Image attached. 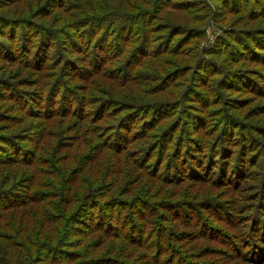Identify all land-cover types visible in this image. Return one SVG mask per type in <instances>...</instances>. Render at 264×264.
Segmentation results:
<instances>
[{"label":"trees","instance_id":"trees-1","mask_svg":"<svg viewBox=\"0 0 264 264\" xmlns=\"http://www.w3.org/2000/svg\"><path fill=\"white\" fill-rule=\"evenodd\" d=\"M22 1L0 0V5L4 8L0 13V61L8 60L23 65L26 62L22 59H26L28 64L36 67L35 65H42L44 61L42 52L47 54L53 51L52 46L55 45L57 52L54 53V61L58 60L63 74H75L76 79L83 76L82 72H89L96 76H110L109 78L119 83L132 82L140 76L142 79L136 81L151 79L156 82L155 87L158 89L172 88L169 93L175 98L139 103L126 100L112 107L117 103L113 99L87 98L78 90V85L75 88L74 84L67 81L70 76L66 77V83L61 80L54 85L51 82L46 83L39 96L40 103L35 105L42 120L55 117L74 118L80 122L87 120L88 125L89 122L94 123L97 144L104 143L105 147L96 148V161L92 163L93 170L89 172L81 163L84 154L82 148L87 147L90 150L92 145L88 135L85 132L80 133L74 151L70 150L69 157L63 159L61 164L48 167L49 171L44 166L43 157H37V152L31 147H23L22 143L11 141L9 137L1 140L0 264H61L68 257L71 258V254L63 256L61 251H64L68 244V235L77 229L76 226H80L78 223H82L80 215L87 213V207L94 208V212L98 213L95 207L103 205L106 200H119L114 199L115 193L104 194L109 185L108 177L115 172V169L109 167L116 162L113 163L108 158L114 153L122 160L126 156L128 161L130 156L136 158L135 153L127 151L132 142L141 146L136 149H146V161L142 162V166L147 170L144 172V168L141 169L142 173L153 175L164 183V186L186 181L193 182L191 186L208 183L209 187L212 186L207 190L209 194L220 190L219 196L228 195L235 200L234 208L229 205L227 208L225 200L217 201L213 197L202 200L171 197L161 203L153 202L154 216L145 219L146 222H152L154 227V232L146 238L151 239L156 234L154 245L149 246L153 241L148 243L149 254L153 257L160 256L159 262L163 260V252L157 250V236L158 228L164 223L158 210L164 208L169 221L174 220L175 224L176 221L181 222L184 228L189 229L186 232L192 235L186 243L178 238L170 239V243L166 237L168 254H171L175 246L184 252L192 251L196 258H203L204 262L210 261L211 264H264V122L262 127L254 125L261 133L259 139L254 135L252 124L240 117L236 118L225 105L230 99V95L227 96L225 91H231L230 89L236 94L254 93L252 97H259V94L264 93V29L251 31L248 40H243L240 34L235 36L236 30L231 33L232 40L224 33L217 38L216 45L207 50L208 56L198 57L193 61V49L181 47L185 42H189L188 39L184 43L182 40L189 33L192 36L197 35V38L204 37V33L184 28L183 32L175 33L176 37L173 38L170 32L179 27L183 28L184 25L168 22L167 19L162 20L163 17L157 13L154 15L150 7H145L159 3L163 10L173 5L174 0H117L118 7L106 8L100 3L93 4V0L78 1L79 3L73 4L75 14L77 13L76 17H72L76 19L73 29L64 32L58 37V41L53 42L49 34H52L53 29L43 25V21H38L39 4H34L33 9L24 15L15 7ZM137 1L142 2V5L138 6L140 4L137 5ZM228 1L234 3L227 5L225 11L236 6L239 0ZM242 1L239 2L240 10L264 18V0ZM244 2L247 7L243 6ZM201 4L205 7L204 11H210L205 0ZM51 5L54 9L61 6L63 11L68 8L66 6L69 3L67 0H52ZM199 14L206 15L196 13ZM65 15L68 17L67 13ZM204 18L207 16L202 17ZM162 28H167L170 32H162ZM47 38L49 42L46 41ZM178 41L181 44H178ZM195 42L197 44V41ZM191 44L194 46V41H191L189 46H192ZM214 51L222 53L221 59L211 55ZM182 53L185 57L188 56L186 53H190V61L186 59L183 64H177V57ZM74 54H78L79 58L74 57ZM146 58L152 60L153 73H145L142 69L137 72L141 65L143 69L148 67ZM229 61H238L240 64L234 70H228L226 63ZM245 61L251 65L246 70L243 69L246 66L243 65ZM194 69L199 72V82L191 81ZM156 71L160 73L155 74ZM182 71L187 74L186 81L181 79L184 76ZM6 84V79L0 77L1 92H4L1 87ZM196 84H202L208 89L210 100L204 99L207 95L197 90ZM9 86H12V83H9ZM179 87L180 94L176 97V88ZM214 102L222 105L220 110L216 109L218 111L213 114L214 120L208 128H214L218 133L208 137L209 140L204 138L203 142L209 143L208 149L202 148L193 155L189 148L192 147L194 138L188 137L189 132L183 124L186 123V118H189L194 122V126H197V132H202L206 128L203 127L204 123L207 124L204 114H198L194 110L203 107L204 112H211L212 110L205 107ZM246 102L248 101L241 104L245 105ZM20 105L25 111L28 109L21 101ZM187 105L192 107L186 111ZM97 108L100 113L91 115ZM106 117H112L114 122L111 125L104 123L103 118ZM155 117L157 121L167 117L166 120L170 121L164 127L156 125L153 131L142 128L147 120H155ZM170 117H173L176 123L172 122ZM138 126H141L140 129ZM173 128V134L169 133ZM101 132L103 133L99 136ZM154 134L155 137L152 138ZM242 136L249 140V148L245 152L242 151V155L239 150L224 146L225 142L237 144V140ZM134 137L136 141H132ZM147 137L151 138L143 141ZM11 145L15 151L10 154L7 149ZM177 145H180V148H177ZM93 146H97L96 143ZM104 150H107V153ZM7 166H25V169L9 172ZM51 170H54L58 181L48 183L45 179L44 182L47 183H43L41 176H50L53 174ZM78 176L84 178L80 180ZM87 177L92 180H86ZM20 185L24 187H19ZM154 185L156 189L159 188L155 182ZM114 190L116 192L117 189ZM122 200L125 202L128 199ZM129 211L122 208L120 217L127 215ZM113 218L115 223L112 226L121 231L114 233L116 238L125 239L134 246L135 251L144 248L135 240L134 229L125 231L127 220H133V217L120 221L119 216ZM170 231L167 229V235ZM160 244L164 247L163 243ZM214 247L221 250L216 259H213V255L208 251ZM129 248L131 256H134L133 250ZM44 250L49 253L41 260L38 255ZM58 253L60 254L57 255ZM136 256L137 253L134 257Z\"/></svg>","mask_w":264,"mask_h":264},{"label":"rangeland","instance_id":"rangeland-1","mask_svg":"<svg viewBox=\"0 0 264 264\" xmlns=\"http://www.w3.org/2000/svg\"><path fill=\"white\" fill-rule=\"evenodd\" d=\"M81 0H67L69 5L67 9L61 11V6L59 8H52L51 5L52 0H23L19 5L16 4L15 7L22 12V14L27 15L28 10L33 9L34 4H39V15L38 21H43V25L46 27H50L53 29L52 34H50V38L53 41L57 40L60 35H63L64 32L73 29V25H75L76 19L72 17H76L75 10L73 7L74 3H79ZM117 0H93V4L100 3L104 8L108 6H117ZM156 1V0H151ZM203 0H174L173 5L164 8L161 10V5L159 3L152 6L151 4L146 5L145 7H150L151 12L154 15H160L163 17L162 20H168V22H175L176 24H183V28H177L174 32H170L167 28L163 29L162 32L169 31L172 33V37H176L175 33H180L186 30H192V32H203L204 37L197 38L198 36H192L191 33L185 35V39L182 40L183 47L182 49H193V55L195 61L198 57L208 56V51L212 48L217 42V38L221 37L225 33L226 36L231 38V33L233 30H236L235 36L240 34L243 40H248L251 31L258 32L260 29H264V18L258 15H253L250 13H244L240 10L239 2H243L242 0L238 1V4L228 11H225V7L229 4L234 3V1L229 2L228 0L220 1V0H205V3L210 7V11L205 10L201 4ZM245 1V0H244ZM247 0L246 2H248ZM45 2V4H43ZM136 2V1H135ZM140 4V5H138ZM35 5V6H36ZM45 5V6H44ZM137 5L141 6L142 2L137 1ZM124 7V5H122ZM121 6V7H122ZM164 6V5H163ZM189 6V7H186ZM243 6L247 7V3H243ZM44 7V9H43ZM52 8L50 10V8ZM73 7V8H71ZM65 8V7H64ZM160 8V9H159ZM2 9H4L0 5V13H2ZM43 9V10H42ZM158 10V12H157ZM189 11V12H187ZM193 11V12H192ZM150 12V13H151ZM68 14V17L65 15ZM88 13V12H87ZM151 13V14H152ZM196 13H204L206 15H196ZM171 15V17H169ZM202 19V17H206ZM80 17V16H79ZM201 20H197V19ZM150 21V18L148 19ZM166 20V21H167ZM156 20H154L155 22ZM153 22V23H154ZM196 30V31H195ZM179 35V34H178ZM183 36V34L181 35ZM179 37V36H177ZM232 40V38H231ZM49 42V38L46 40ZM58 41V40H57ZM194 41V46H189L190 42ZM197 41V44L196 42ZM56 44V43H54ZM178 44L181 42L178 41ZM44 47V46H43ZM52 50L49 53L42 52V59L44 60L42 65L37 64L36 67L28 64L26 59H22L23 65L14 64L8 60L0 61V77H4L6 79V86H2L4 92L0 91V142L4 138H8L11 141L22 143L23 147H31V149L37 152V157H43L44 166L50 171L48 167H55L56 165L61 164L63 159H67L69 157L70 150L74 151L78 136L80 133H86L90 139V144L92 145V149L88 150L87 147L82 148L84 152L81 163L85 165V167L91 172L93 170V164L95 163L94 153L97 147H105L103 144H97L98 138L96 137V132L94 128V123H90L88 125V121L84 120L75 121L74 118H53V119H45L42 120L41 113L37 111L36 106L39 102V96L42 93V87L46 85V83L51 82L57 84V81L61 80L66 83V77H69L71 84L78 85V90L82 91L83 94L87 98H103V99H113L117 103L113 104V106L119 105L120 102L123 101H133L134 103H139L142 101L148 100H171V98H175L169 92L172 91V88L169 90H161L156 88V82L150 80H144V82H138L136 80L142 79L138 76L132 82H123L119 83V81H115L110 76H96L95 74L83 73L81 78H74L75 74L61 72V65L59 68L58 60H55L54 53L56 54L55 45L52 46ZM214 54H211L217 59H221V52L214 51ZM169 55V54H167ZM185 55L182 53L177 57L179 60L176 62L177 64H183L186 59L190 61V53H186ZM74 57L79 58L78 54H74ZM145 61V60H144ZM147 68L143 69L141 66L137 68V72H140L141 69L153 73L152 71V60L150 58H146ZM177 61V60H175ZM154 64V63H153ZM240 62L238 61H229L226 63V68L228 70H234L238 67ZM250 63L245 61L243 65H246L243 69H248L251 65ZM162 65V63H161ZM175 65V64H174ZM163 66V65H162ZM172 67V66H171ZM64 69V68H63ZM253 70V69H250ZM183 72V73H182ZM181 73L184 76L181 79L184 81L187 80V74L184 71ZM160 73V71H156L155 74ZM198 71L196 69L193 70V75L191 81L199 82ZM189 77V74H188ZM127 80V79H125ZM172 82V81H171ZM209 82V81H208ZM9 83H12V86H9ZM197 90H201L207 95L204 99L210 100L209 91L204 85L196 84ZM209 88V87H208ZM174 89V88H173ZM180 89L176 88V93L178 92L179 96ZM226 90V89H225ZM225 91L227 96L230 95V99L227 100L226 104L229 110L235 114V117H240L247 123L252 124V130L254 135L261 139V133H259L258 129L254 128V125L258 127L263 126L264 122V93L259 94V97H252L251 95H255L254 93H241L236 94V92ZM211 91V89H210ZM175 93V94H176ZM257 96V95H256ZM213 97V96H212ZM131 98V99H129ZM234 99V100H232ZM19 101L24 103L28 108L26 111L21 105L19 106ZM192 103H195L194 100H191ZM243 101L246 102L245 105L241 104ZM108 104V102L106 103ZM221 103L214 102L205 107V109L212 110L211 112H204L201 107L200 109L194 110L198 114L203 113L205 117V122L203 127L206 126L202 132H197V126H194V122L190 121L189 118H186V123L183 124V127L187 129L189 132L188 137H193L191 145L189 148V152L195 155L196 151H201L202 148L208 149L209 143L203 142V139H208V137H212L216 133L217 130L214 128L209 129V125H211V121H213V114L216 113V109L221 108ZM21 107V108H20ZM98 107V106H97ZM101 107V106H99ZM184 107V106H183ZM192 105H187L185 110H189ZM200 107V106H199ZM185 110L182 109L185 114ZM100 111V110H99ZM98 108L95 111L91 112L92 114L100 113ZM180 113V112H179ZM90 114V113H89ZM153 118V117H152ZM147 120V123L142 126L145 129H155L156 125L165 126V124L170 121L166 120L167 118H163V120L157 121L155 120ZM171 118V117H170ZM95 119V118H93ZM152 120V121H151ZM104 123L111 125L114 121L112 117L103 118ZM171 121L176 123V120L172 117ZM102 122H99V124ZM11 125V126H10ZM175 125V124H174ZM92 126V128L90 127ZM107 127V126H104ZM141 126H138L140 129ZM173 128L169 133L173 134ZM158 131V130H157ZM156 131V132H157ZM103 132L99 134L102 135ZM52 135V136H51ZM91 137V138H90ZM95 137V138H94ZM155 137V134L151 136ZM151 137H147L143 141H148ZM134 137L132 141H136ZM264 140V137L262 138ZM95 141V142H94ZM180 141V140H179ZM194 141V142H193ZM96 143L97 146H93ZM137 142H132L129 144V148L127 151H132L131 153H135L136 158H132L130 156V160H126V157H123V160L114 153L110 155L108 158L109 161H112L115 164H112L109 168L115 169V172L110 174L109 185H107L106 191L104 194H114V199L118 200L117 202H113L112 199L106 200L103 202V205L97 206L98 213L94 212V208H88V211L84 215H80L82 218V223H78L80 226H76L77 229L71 232L68 235V244L65 247L64 251H61V255H69L71 254V258L68 257L61 264H211L212 262H204L203 258H196L195 254L191 252H185L179 248L173 246L171 254H168L166 251V237L170 239L178 238L181 239L183 243L189 241L192 236L189 234L188 228H184L181 222L174 220H168L167 212H165L164 208H160L158 213L164 220V223H161L162 226L158 228L159 235L158 242L159 247L157 250L163 252L161 262L158 261L157 257H153L152 254H149L150 248H148V243L153 241L155 235L151 239H147L151 233L154 232V227L152 222H146L145 219L147 217L152 218L154 216V203H161V201L171 199V197H175L177 199H181L184 197H191V199H211L215 198L217 201H226L227 208L228 205L234 208V197L219 196L220 190L209 194V189L212 186H208V183H204L203 185L191 186L193 182L190 183L188 181L182 182L179 184H172L164 186V183L160 182L156 177L150 175L149 173L143 174L141 169L144 168V172L147 170L146 167L142 166V162L146 161V157L144 156V150L146 149H136L141 146H137ZM148 143V142H145ZM258 143V142H257ZM238 144V145H237ZM237 144H231V142H225L224 146L227 148L237 149L241 152H245L247 148H249V140L247 138L244 139V136L241 137L240 140H237ZM259 144V143H258ZM145 144H143L144 146ZM239 146V147H238ZM177 148H180V145H177ZM134 149V150H133ZM108 150V149H107ZM107 150L106 151L107 153ZM9 153H14V148L12 145L7 149ZM149 151V150H148ZM34 152V153H35ZM78 159V157H77ZM241 159V157H240ZM81 165V164H80ZM7 170L10 171H23L25 166H7ZM50 176H41L43 183L45 179L48 180V183L58 181V177L55 174L54 170H51ZM81 180L84 177L78 176ZM86 180H92V178H88ZM153 182H155L159 188L156 189L155 185L153 186ZM190 183V184H189ZM188 186V187H187ZM19 187H24V185H20ZM186 187V188H185ZM42 189V188H40ZM117 189L116 192H114ZM143 189V190H142ZM147 189H151V192H148ZM122 199H128L123 202ZM264 204V198L262 199ZM224 203V202H223ZM225 204V203H224ZM93 207V206H92ZM102 207V209L98 210V208ZM122 208L130 210L128 212V216H121L120 211ZM96 211V210H95ZM119 211V212H118ZM146 212V214H144ZM142 213V214H141ZM206 214V213H205ZM138 215V217H135ZM144 215V216H143ZM114 216H119V221L124 220L127 217H133V220H127V227L125 231L133 230V233L136 235V241L141 243L144 247L140 250H134V246L126 242V240H122V238H116L114 233L120 230H116L112 224L115 223ZM167 220V221H166ZM118 222V221H116ZM122 222V221H121ZM125 223V221H123ZM136 226H135V225ZM149 231L146 229H149ZM94 228V229H93ZM167 229H170L169 235H167ZM113 234V236H112ZM165 237V239H164ZM125 241V242H122ZM204 241V240H203ZM163 243V246H161ZM171 243V242H170ZM183 246V244H182ZM134 252V256L137 253V256H131L130 248ZM207 248H210L207 246ZM222 248V247H221ZM148 249V250H147ZM215 249V250H214ZM214 249L208 250L213 255V259H216L221 251L219 248L214 247ZM152 250H155L152 248ZM231 250V249H230ZM143 252V253H142ZM153 252V251H152ZM49 251L44 250L39 253V258L44 260ZM142 253V254H141ZM145 253V254H144ZM58 253L57 255H59ZM76 260V261H75ZM66 261V262H65Z\"/></svg>","mask_w":264,"mask_h":264}]
</instances>
